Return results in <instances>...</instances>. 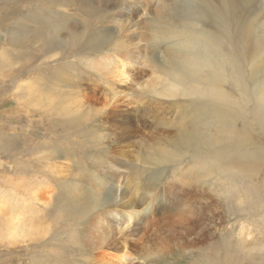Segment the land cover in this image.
Wrapping results in <instances>:
<instances>
[{
  "label": "rangeland",
  "instance_id": "obj_1",
  "mask_svg": "<svg viewBox=\"0 0 264 264\" xmlns=\"http://www.w3.org/2000/svg\"><path fill=\"white\" fill-rule=\"evenodd\" d=\"M0 204V264H264V0H0Z\"/></svg>",
  "mask_w": 264,
  "mask_h": 264
},
{
  "label": "bare ground",
  "instance_id": "obj_2",
  "mask_svg": "<svg viewBox=\"0 0 264 264\" xmlns=\"http://www.w3.org/2000/svg\"><path fill=\"white\" fill-rule=\"evenodd\" d=\"M213 45L216 46L214 43H213ZM197 46H198V49H196V51L193 50L192 48H189L188 52H184V51L181 52L182 55L179 58H183V59L178 60L177 62L171 63L172 69L173 68L175 69L173 74L178 80L183 79V78L196 80L198 78L205 77V79L211 83L210 86H214V85H216V82L219 79L216 76L218 70H216V68H215V64H217V58H225V56L220 57L217 53L216 48H211L209 39H207L204 36L201 38V40L198 41ZM106 66L108 68V71L111 73L112 77L122 78V79L125 78V76H126L125 72H124L125 62H120L119 64H116V63L109 64V62H107ZM202 68H206L205 76H203L200 73L199 69H202ZM176 73H178V74H176ZM169 92H171V89H168V93ZM165 93L166 92H163V94H165ZM220 97H224V92L221 90L216 91L215 95H214L215 100H219ZM0 207H2V204H0ZM129 216L132 219V215L129 214ZM20 217L21 216H19L17 210L14 211L11 215V220L8 221L9 226L14 228V225H16L17 222L21 220ZM221 247H222V245H221ZM224 249L228 250L227 247L225 248V246H223L222 251ZM225 252L227 253V251H225ZM237 252L235 253V255L237 254ZM223 254H225V253H223ZM103 258H105V256L101 258L100 264H114V262L119 264V263L125 262L126 259L128 258V255H127V252L123 248L119 253L112 254L110 259H106V258L103 259ZM212 258H214V255ZM229 258H230V256H229Z\"/></svg>",
  "mask_w": 264,
  "mask_h": 264
}]
</instances>
